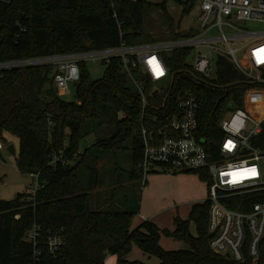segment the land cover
Listing matches in <instances>:
<instances>
[{
  "label": "trees",
  "instance_id": "1",
  "mask_svg": "<svg viewBox=\"0 0 264 264\" xmlns=\"http://www.w3.org/2000/svg\"><path fill=\"white\" fill-rule=\"evenodd\" d=\"M170 1L0 0V63L87 53L122 44L159 43L164 39L145 28L146 18L154 10H159L169 25L171 39L192 37L193 30L174 32V19L167 9ZM174 1L183 7L182 16L190 14L191 7ZM163 57L172 75V90H189L198 101L199 135L211 160L218 158L217 143L223 138L219 125L226 114L240 108L254 118L263 116L255 109L253 96L262 92L264 85L246 77L228 58H217L215 77L208 80L193 73L191 49H174ZM79 70L73 102L65 101L54 86L56 69L52 65L0 70V141L6 143L5 134L19 140L18 171L38 173L42 184L33 201L26 200L29 193L0 200V264H105L109 256L116 258V264H145L127 261L133 247L159 264H236L209 248L207 201L193 206L187 220L175 217L172 232L160 230L150 221L132 227L141 196L136 204L125 197L123 210L117 209L111 197L95 196V204L91 192L102 183L98 163L104 161L105 153L131 149L128 181L141 183V101L128 84L119 59H112L102 78L95 81H91L85 63H79ZM109 115L116 120L114 134L81 152L85 137L102 127ZM252 145L264 151V124ZM61 153L65 163L52 166L53 154ZM84 168L91 172L87 184L81 174ZM256 202H264V192L234 197L226 206L249 212ZM34 227L39 228L36 248L27 241ZM54 236L61 237L63 243L58 252L51 253L47 239ZM161 236L183 242L188 249L166 251L159 244ZM35 251L41 254L36 263Z\"/></svg>",
  "mask_w": 264,
  "mask_h": 264
},
{
  "label": "built area",
  "instance_id": "2",
  "mask_svg": "<svg viewBox=\"0 0 264 264\" xmlns=\"http://www.w3.org/2000/svg\"><path fill=\"white\" fill-rule=\"evenodd\" d=\"M140 0H132L138 2ZM173 1L182 11L183 7ZM196 8L197 27L190 38L92 51L65 56L0 63V70L54 65V86L66 96L80 80L79 63L85 60L109 65L119 59L128 84L141 101L140 137L142 160L138 165L143 185L152 174H195L206 185L210 205L208 231L210 250L236 264H264V202H256L249 212L231 210L226 201L264 192V151L252 145L264 124L243 109H234L220 121L223 138L217 143L218 158L211 160L199 135L198 101L186 89L172 90V75L163 53L191 49L194 74L211 80L216 60L226 57L249 79L264 85V32L250 30L264 24V0H181ZM191 10V11H192ZM241 25V26H239ZM260 39V40H256ZM241 41H247L241 44ZM233 44V45H232ZM264 95V90L261 92ZM255 95V94H254ZM260 95V94H259ZM152 110L153 113H148ZM0 141V150H3ZM64 164L63 154H53L52 166ZM34 194L42 187L38 173L27 175ZM203 178V180H202ZM39 228L34 227L27 241L37 247ZM62 238L49 237L51 253L58 252ZM35 251L34 261L39 262Z\"/></svg>",
  "mask_w": 264,
  "mask_h": 264
},
{
  "label": "rangeland",
  "instance_id": "3",
  "mask_svg": "<svg viewBox=\"0 0 264 264\" xmlns=\"http://www.w3.org/2000/svg\"><path fill=\"white\" fill-rule=\"evenodd\" d=\"M148 2L159 4L163 0H146ZM168 14L170 17L174 19V32L186 34L190 32V28L194 29L197 27L196 22V8L193 9L188 16H182L181 9L173 2L170 1L167 6ZM169 25L163 19L159 10H154L149 16L146 18L145 28L148 32L153 34L155 37L159 39H164L159 43H164L168 41H174L170 37L171 31L168 30ZM241 26V25H239ZM250 30L253 31H263L264 32V24H254L251 25ZM260 40V39H256ZM247 41H241V44H245ZM233 45V44H232ZM192 63V60L189 61ZM86 68L89 72L91 81L98 80L102 78L105 72V66L101 62H92L91 60H85ZM55 67L54 65H52ZM71 95L66 96L60 92V96L67 102L75 101V88L74 86L70 87ZM260 94V95H259ZM253 100L255 103V107L258 109H264V95L261 92H255L253 96ZM122 116L119 115L118 119H121ZM116 129V120L113 116H107L102 127H98L94 132L90 133L81 143V152L89 147H93L95 142L98 139H106L110 138ZM6 143H3L4 149L0 152V200L10 201L18 194L29 193L32 197V191L29 188L31 184V179L24 174H21L18 171L16 165V156H12L6 151L7 146L13 145L16 151V155L19 150V140L10 134H5ZM106 157H104V161L98 163L99 170V178L102 182L100 186L91 192L92 197H94L95 204L97 202L96 197H105L104 199H108L109 197L114 198L115 205L117 209L123 210L125 207H121L124 204V199L127 197L132 204H136L140 199V208L139 213L141 216L151 217L156 216L160 217V213H166L169 208L175 209V205L181 206V204L172 196L171 187L167 183L160 182L156 184L154 187L147 189L142 188L144 185L141 183H130L128 173L132 170V151L131 149L126 150L122 153L114 154L113 152L105 153ZM83 176V181L85 184L88 182V176L91 175L90 171H87L85 168L81 172ZM167 175V174H162ZM192 181H197V175L191 174ZM153 176V175H150ZM149 176V177H150ZM196 176V177H195ZM149 177L147 180L149 181ZM198 178V177H197ZM199 179V178H198ZM201 180V179H199ZM263 181H264V167H263ZM203 182V181H202ZM121 185H118L120 184ZM204 183V182H203ZM114 184L116 186H114ZM141 186V187H140ZM191 186L194 184L192 182ZM115 191H111L112 189ZM160 187H168L167 193H162L160 195ZM142 188V193H141ZM205 186H202L203 196L201 197V201H206L207 191H205ZM176 189H178L176 187ZM111 193V194H110ZM106 194V195H104ZM165 198V201L163 200ZM184 214V215H183ZM189 208L184 209L182 215L180 212V216H187L188 219ZM154 217V218H156ZM169 217V216H168ZM168 219V218H167ZM186 219V220H187ZM190 231L193 235H195V227L191 223ZM164 243L168 245H172V247L178 248L173 251L187 250L188 246L183 242L174 241L172 239L166 237L163 238ZM155 259V258H154Z\"/></svg>",
  "mask_w": 264,
  "mask_h": 264
},
{
  "label": "crops",
  "instance_id": "4",
  "mask_svg": "<svg viewBox=\"0 0 264 264\" xmlns=\"http://www.w3.org/2000/svg\"><path fill=\"white\" fill-rule=\"evenodd\" d=\"M1 151L2 150H0V152ZM162 174L163 173L152 174L153 176L149 177V181L147 180L144 188H146L148 185L147 189H150L152 188V186L154 187L156 184L160 182L167 183L171 187V190H173L174 188V191L172 192V196L175 199H177V201L181 204V206L175 205V209L169 208V210L166 213H160L159 218H157L156 216H151L149 218V217L141 216L140 213H138L133 219V224H132L133 228H137L145 221H150L153 224H155L160 230H169L170 232H172L175 229V226H174L175 217L178 216L183 220L187 219V216L186 217L180 216V212L182 215L184 209L189 208V213H190V210L192 209L193 206L202 204L203 202H205L203 200L201 201V197L203 196L202 186L206 187V185L201 180H199L196 176L195 177L197 181L195 180L192 181V178L190 177L192 176L191 174H171V173L170 174L165 173L167 175H162ZM192 182L194 184L193 187L191 186ZM176 187L178 189H176ZM167 188L168 187H164V188L160 187V190H159L160 195L162 193H167ZM205 191H207L206 188H205ZM163 200L165 201V198ZM188 217H189V214H188ZM163 238H166V237L161 236L160 241H159L161 248H163L166 251H173V250L178 249V248L172 247V245H168L164 243ZM126 259L129 262L139 261L145 264H159V261L157 259L149 258L137 247H133L131 253L127 256ZM116 263H117L116 258L113 256H109L105 260V264H116Z\"/></svg>",
  "mask_w": 264,
  "mask_h": 264
},
{
  "label": "water",
  "instance_id": "5",
  "mask_svg": "<svg viewBox=\"0 0 264 264\" xmlns=\"http://www.w3.org/2000/svg\"><path fill=\"white\" fill-rule=\"evenodd\" d=\"M202 143L205 144V141H202ZM6 151L12 156H16V151L13 145L7 146Z\"/></svg>",
  "mask_w": 264,
  "mask_h": 264
},
{
  "label": "snow or ice",
  "instance_id": "6",
  "mask_svg": "<svg viewBox=\"0 0 264 264\" xmlns=\"http://www.w3.org/2000/svg\"><path fill=\"white\" fill-rule=\"evenodd\" d=\"M262 51H264V50H262ZM258 62H264V61H258Z\"/></svg>",
  "mask_w": 264,
  "mask_h": 264
}]
</instances>
